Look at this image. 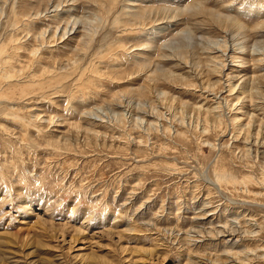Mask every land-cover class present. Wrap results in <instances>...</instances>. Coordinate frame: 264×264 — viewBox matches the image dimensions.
Here are the masks:
<instances>
[{"label": "rangeland", "instance_id": "1", "mask_svg": "<svg viewBox=\"0 0 264 264\" xmlns=\"http://www.w3.org/2000/svg\"><path fill=\"white\" fill-rule=\"evenodd\" d=\"M0 264H264V0H0Z\"/></svg>", "mask_w": 264, "mask_h": 264}]
</instances>
